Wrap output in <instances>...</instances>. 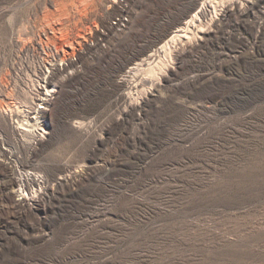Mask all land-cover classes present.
Returning <instances> with one entry per match:
<instances>
[{"label":"rangeland","instance_id":"374dc122","mask_svg":"<svg viewBox=\"0 0 264 264\" xmlns=\"http://www.w3.org/2000/svg\"><path fill=\"white\" fill-rule=\"evenodd\" d=\"M211 1L0 0V264H264V0Z\"/></svg>","mask_w":264,"mask_h":264},{"label":"bare ground","instance_id":"6f19581e","mask_svg":"<svg viewBox=\"0 0 264 264\" xmlns=\"http://www.w3.org/2000/svg\"><path fill=\"white\" fill-rule=\"evenodd\" d=\"M213 1L214 0H212L211 2L213 3ZM211 2H209V3H211ZM208 3V4H209ZM207 6V4L206 3H204L203 2V4L201 5V7L199 8H197V9H195V15H194V17H192V20L190 21V22H186V26H189V24H191V22L193 23L194 22V20L199 16V12H200V10L199 9H201V11H202V9L203 8H205ZM187 30V29H186ZM179 35L178 34H176V35H174V36H171V40L172 39H174V38H176V37H178ZM166 37H168V36H166ZM155 65V64H154ZM162 65V64H161ZM151 66V65H150ZM157 66V68H158V65H156ZM157 68H152L151 69V72H154L155 71V69H157Z\"/></svg>","mask_w":264,"mask_h":264}]
</instances>
